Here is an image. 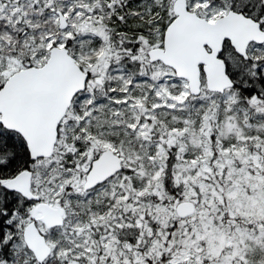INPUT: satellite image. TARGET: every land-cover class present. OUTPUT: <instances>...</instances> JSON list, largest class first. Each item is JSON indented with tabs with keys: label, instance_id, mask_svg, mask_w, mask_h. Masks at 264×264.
Returning a JSON list of instances; mask_svg holds the SVG:
<instances>
[{
	"label": "snow or ice",
	"instance_id": "snow-or-ice-1",
	"mask_svg": "<svg viewBox=\"0 0 264 264\" xmlns=\"http://www.w3.org/2000/svg\"><path fill=\"white\" fill-rule=\"evenodd\" d=\"M0 264H264V0H0Z\"/></svg>",
	"mask_w": 264,
	"mask_h": 264
}]
</instances>
